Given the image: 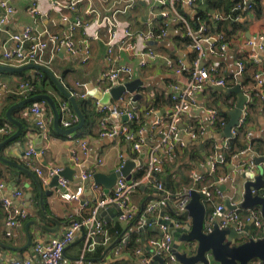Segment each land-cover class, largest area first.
Here are the masks:
<instances>
[{
    "label": "crops",
    "instance_id": "crops-1",
    "mask_svg": "<svg viewBox=\"0 0 264 264\" xmlns=\"http://www.w3.org/2000/svg\"><path fill=\"white\" fill-rule=\"evenodd\" d=\"M31 1L32 0H11V5L13 6L14 11L5 24V31L0 32L1 65L20 66L6 61L2 57L1 51L3 47H9L11 45V42L9 41V35L11 33L21 31L26 25L33 24V20L28 12ZM60 1L66 4H69L70 2V0ZM206 1L207 0H199L195 7H188L182 0H176L175 6L178 11L181 12L182 10L185 14H188L189 17L192 18L195 13V8L205 7ZM36 2L40 10L46 12V16L38 18L34 24L35 29L40 32L43 30L52 32L63 30L68 27L70 21L75 20L77 17L90 20V30H94L97 29V25L95 23L96 16H101L102 14L110 13L112 11H115L117 14L120 33L124 28H130L134 32L149 30L157 31L165 23V19L161 16V11L164 6L154 4L150 1L80 0L72 9L67 5L51 8V4L48 0H36ZM129 3L132 4V6L125 8V5ZM224 5L225 1L220 4L219 7L214 8L212 6L210 8L212 16L214 17L215 15L226 12L224 11ZM261 5L262 8L259 16H255L253 11H247L243 17L240 16L233 19L234 21L240 22L239 26L234 28L229 24H222L218 30L219 32L217 31L212 35L217 36L219 34H225L226 48L223 53H220L217 49L215 50V53H212L210 51V42L208 43L205 41L203 43L204 55L200 59V65L213 69V76L216 78H223L225 84L221 86L213 83H207L205 87L196 94V105L192 107L189 112L183 115L180 124L183 126L181 136L186 143L191 140L188 138L187 132L189 130H193L194 125L201 123L206 127L208 126V109H213L217 112L219 109L223 110V112L227 114V119L229 120L228 112L235 108L237 100L236 96L234 93L219 90L217 87L229 89L237 84L232 79V75L236 69L237 60H242L244 63L243 75H241L239 80L242 89L249 95L250 90L255 89L257 91L255 95L257 96V105L255 108H249V117L247 119L248 134L252 138L264 139V98H261L258 95L259 93L264 96V85L262 87H255L253 77L256 71L264 70V0H261ZM89 10H94V13H89ZM1 13L2 10H0V14ZM214 20L217 19L214 17ZM212 23H214L213 27L215 30L216 21L212 20ZM98 30L100 32V38L89 40L84 39L80 28L73 31L72 42L78 49L76 54L60 50L50 59L49 52L46 51L44 56L45 61L41 63V65L49 68L69 92H71V90L75 87L76 81H83L86 84L91 83L95 88L102 91H105L107 87V82L103 79L102 75L109 67L106 47L103 42L105 29L104 27H101ZM151 41H158L159 44H150L149 40L138 37L136 38V47L138 50H147L151 48L157 51L160 54V57L157 60H153L143 67L138 65L137 57L122 54L120 60L122 63L132 68V79H140L142 81V86H139L137 89V93L141 96L136 99V102H131L130 104L136 117V123L144 129L145 142L139 151H135L132 148L131 143L126 142L119 137H101L99 136L98 131L102 126L99 123L100 121H98L93 127L91 133L79 136L85 137L88 140L89 145V154L86 158H84L82 166L85 170L90 171L93 174L95 172L109 174L116 171L121 161L120 155H122L125 160L141 159L142 161L141 164L135 167L132 171L131 179L133 180L134 174L139 172L140 169L144 170V165L151 148L157 146L162 140L165 130V119L171 106L169 98L171 85L174 82H179L182 85L185 84L188 76L187 70L193 67L196 51L189 45L185 34L179 29L178 24L176 23H172L168 26L166 36ZM214 42L215 41H212L214 48H217L218 43ZM252 54H255V58H252ZM85 57L86 59H84ZM179 66H183L187 70H182L178 73L177 68ZM42 76V71H37L33 68H27L18 72L0 70V119L2 117L1 112L3 107L8 108L17 101L24 99L20 94H18L17 90L19 82L25 80L26 77L32 79L35 78L36 84L39 87L38 90L49 95L54 101H56L57 104L60 105L62 103V95L59 89H57L56 86H53L49 79H43ZM244 79H246V82L242 85L241 81ZM27 97L31 96L28 94ZM129 97L130 95L128 93H124L120 101L113 100L112 103L115 105L116 109H118V107L123 108L124 106L127 108L130 106L128 103ZM91 98L95 100L93 97ZM36 102L40 101L35 100L32 104ZM67 104V112H72L70 108L71 103L68 102ZM30 106L31 105H26L23 109H19V111L16 110L13 112L15 109L12 111V117L19 121L22 125V135L0 149V155L6 157L12 162H15L17 165L32 171L35 175V178H33L27 172L19 169L15 165H10L0 160V182L4 184L3 188L0 189V196H11L14 190L20 189L23 194L15 199L14 203L29 213L28 217L21 223V225L12 230L11 235H7L5 213L0 207V264H11L13 259L26 258H30L32 260V264H40L37 262V258L32 252V245L34 242L60 235L69 220L72 217H79L81 214H84L89 207L94 204L97 195H99L98 192L85 188L84 181L86 180H82L80 178L77 168L71 161L70 150L73 146V137L57 136L50 131L51 126L53 127L54 116L50 106V111H45L47 115H52V120L47 125L46 133L36 126L35 115L29 111ZM244 107L245 109L248 108L247 102ZM98 109L99 107L95 105V110L97 112H99ZM100 113L104 114L103 119L106 127L117 122L127 121L121 115L113 116L110 110ZM77 119L78 118H76V121ZM156 119L161 120L158 131L151 132L149 130L150 125ZM59 124L62 128H64L61 123ZM2 127L6 130H1ZM16 129V125L13 127L12 125L10 126L6 123L3 125L0 124V132L5 134L0 135V142L12 135ZM40 133H42L41 138L38 137ZM211 133L212 131L208 129L206 130L205 135H209ZM23 146L25 147V150L29 146L34 147L35 150L37 147H40L39 150H41V153L34 157L33 161L44 171L42 176H38L33 169L27 166ZM21 147L22 150H19ZM251 155L255 154L247 145V148H244L239 151V153L232 155L231 162L227 163L225 168H219L217 177L224 172L234 170L237 163L251 158ZM207 159L208 158L200 163H197L196 166L191 169L190 177L192 171L200 174L208 172ZM233 164L234 166H232ZM49 166H60L63 169L68 167L69 169L74 170L72 178L70 179L67 177L69 181L68 189L73 190L77 185L82 184L84 189L80 197V201L64 200L59 197L56 187L49 186V182L52 178L46 173V169ZM162 171H164V169H162ZM258 171L259 167L256 170V174ZM161 172L158 174H160L163 179L166 175H162ZM154 178L152 180L153 184L155 181L160 180L155 176ZM235 180L238 191L237 199L238 201H241L240 194L243 189L245 178L242 177V174H240L236 175ZM177 182H179L178 185L180 187L178 186L179 189L176 188L175 192L169 191L166 188L164 191L157 190L152 183L142 182L140 185L132 188L129 193V202L136 213L142 209L144 210L145 206L150 202L160 200V204L156 210L147 215V219H149L151 223L149 227L151 228H144L140 231L138 229L139 221L136 225L132 224L130 221H119L123 224L124 231H126L124 235L127 236L135 231L140 233L139 239L144 247V253H146V251L151 252V247H149L150 239L162 238L164 236V233L160 230V225L157 224V221L158 219H165L166 216L170 219L174 218L170 209L173 208L174 211L177 212L175 199L179 195L180 190L185 186H190L192 188L194 185L198 184H195L192 178L189 184H184L179 179ZM37 183H39L43 191H52L50 195L44 196L43 207L40 204ZM199 184H203L202 186L218 188L217 182L214 178L207 180L206 182L201 181ZM111 189H113V187ZM34 195L38 196V207H36L34 203ZM83 202H87V206L81 208L80 206ZM203 202L206 208V220H208L213 208V203L205 202L204 199ZM254 208H257L260 211L259 207L255 206ZM239 212L244 214L247 212V209L240 208ZM101 217L105 224H108L107 231L110 241L115 235L112 223L116 220L118 221V219L116 214L113 216L108 215V219H105L103 216ZM184 219L187 218L185 217ZM56 227H58L56 230H52ZM155 227L157 229H155ZM246 229L249 230L248 235H252L253 237L263 235V230L253 227L252 225L247 224ZM28 234L31 235V243L29 246L25 247L28 240ZM83 238V231L78 230L75 233L73 241L70 242L64 249L62 260L63 264L77 263V260L82 253ZM109 241L104 245H108ZM115 244L116 243L110 244L104 251L95 257H85L86 260L84 261V264H109L110 261L115 259L131 260L134 261L135 264H140L138 256L134 254V250L131 253L126 250V246L118 255H114L113 249ZM164 255H166L168 259L169 254L165 253ZM153 262V264H159L157 261ZM168 263L180 264L178 261L171 262L169 260Z\"/></svg>",
    "mask_w": 264,
    "mask_h": 264
},
{
    "label": "built area",
    "instance_id": "built-area-1",
    "mask_svg": "<svg viewBox=\"0 0 264 264\" xmlns=\"http://www.w3.org/2000/svg\"><path fill=\"white\" fill-rule=\"evenodd\" d=\"M51 4V8L62 7L67 5L71 9L74 8L75 4L80 0H70L69 4L63 3L60 0H48ZM139 1H150L157 5L164 6L161 11V16L165 19L164 25L157 31H140L134 32L130 28H124L121 33L119 32V21L115 11L110 13L102 14L101 16H96L97 29L90 30V20L84 19L82 17H77L75 20L70 21L67 28L52 32V31H37L35 29V22L38 18L46 16V12L40 10L37 6L36 0H32L28 8L29 15L33 20V24L26 25L21 31L13 32L9 35V41L11 45L9 47L2 48V57L14 64L22 65L26 63H38L41 64L45 61L44 56L46 51L49 52V58L51 59L60 50L67 51L71 54H76L78 49L72 42L73 31L80 28L85 40L100 38L99 28L104 27V45L106 47L107 61L109 63L108 69L102 74L103 79L107 82V87L105 91H108L114 83L122 84L125 81H130L133 76V70L130 66L122 63V54L131 57H137L138 65L140 67L145 66L147 63L157 60L160 54L149 48L147 50H138L136 47V38L142 37L149 41L163 38L166 36L167 28L170 24H178L179 29L185 34L189 39V45L196 51V57L193 61V67L187 70L183 66L177 68V72L187 70V79L185 84H180L179 82H174L171 85L170 91V111L165 119V130L160 143L151 148L148 155L146 163L144 165V171L142 177L135 181L126 180L124 176H119L116 180L113 189L109 192H105L104 188L99 184L92 181L93 173L87 171L83 168V160L89 154L88 140L85 137H73V146L70 150V158L73 165L77 168L78 174L82 180L90 179L92 182L89 185V189L98 192L97 198L93 205L89 209L81 214L79 217H72L62 233L60 235L52 236L46 240L35 241L32 245V252L37 258V262L40 264H63V252L65 247L73 241L75 233L78 230L83 231V247L82 253L77 260L76 264H84L85 256L87 253L93 251L98 245H104L109 241V235L107 227L102 217L100 216L101 211H107L111 207L117 209L116 217L118 221L126 222L130 221L136 215V211L132 208L129 202V193L132 188L140 185L142 182L152 183L154 178V173L161 172L163 169V157H169L175 147H184L186 142L182 139L180 124L183 115L190 111L192 107L196 105V94L202 90L207 83H213L216 85L223 86L225 81L223 78H216L213 75V69L206 68L200 65V59L204 55L203 43L210 42L211 52L215 53V50H219L223 53L226 45L224 41V35L219 34L217 36H212L205 34L206 26L203 22H200L198 27H193L188 22L187 17L180 11L177 10L175 6L176 0H139ZM183 3L188 7H195L199 0H182ZM239 4H242L243 9H250L252 6V0H239ZM132 4H126L125 8L131 7ZM239 5L237 4L236 8ZM0 32L5 31V24L13 13L14 9L11 5V0H0ZM215 15V19H227L232 18L230 12ZM94 10H89V13ZM96 14V13H95ZM239 16H235L232 19H236ZM212 41L218 43V47L214 48ZM214 42V43H215ZM255 58V54L251 55ZM86 59V57L84 58ZM244 71V63L242 60L236 61V69L232 75L234 82L239 83L240 77ZM254 86L262 87L264 85V70L256 71L253 75ZM34 89V85L29 80H23L18 84V94L23 98ZM71 95L79 98H88L90 95L86 90V83L83 81H76L75 87L71 90ZM258 95L264 98L262 94ZM122 99V98H121ZM120 99V100H121ZM132 102V96L128 98V103ZM94 105L99 107V112L110 110L105 105H100L98 100H94ZM46 102L40 100L31 104L29 111L35 115L36 126L42 130L44 133L47 132V125L52 120V115L46 114ZM60 112L62 114L61 125L64 128L71 127L72 122L76 119L73 112H67L68 104L66 101L59 105ZM111 111V110H110ZM114 115H126V122H117L108 127L105 126L104 119L99 120L102 127L99 128L98 134L101 137L115 138L119 137L126 142L131 143L132 148L135 151H139L145 142V132L144 129L139 126L137 129L132 128L128 123L135 118L133 108L130 104L129 107H123L121 109H116L111 111ZM208 114V127L214 124L217 116V111L213 109L207 110ZM247 110H242V115L239 118L238 125L234 126L230 130V135H235L236 127L242 124L246 118ZM161 123L160 119L154 120L150 125V131H158L159 125ZM220 124L224 126L226 121L220 118ZM5 131V128H1ZM206 126L200 125L196 131L189 130L187 132L188 138L191 140L196 139L200 135L206 134ZM228 138L224 136L222 141L214 145V151L208 156V172L209 174H215L220 167L227 164L225 161V156L220 152L221 149L227 147ZM41 153V150L37 151L34 147L29 146L24 155L26 157V164L28 167L33 169V171L38 175L42 176L44 171L36 165L33 158ZM235 155V154H233ZM264 156V155H263ZM251 157V156H250ZM120 164L116 170H119L124 162L125 158L120 155ZM234 166V164L232 165ZM259 166L255 164L253 158H249L245 161L237 163L234 170L229 172H224L215 178L217 183L225 185V190L221 191L219 188H211L209 186H201L197 190L203 195L205 202L213 203V208L210 216L207 220L206 229H211V224L216 222L219 227L225 228L233 226L238 232L249 233L246 229L248 223H251L253 227L260 230H264V220L257 208H248L247 212L241 214L239 212V203L242 201L243 189L241 191V201H238V191L236 187V175L243 174L248 171L253 175H256V170ZM260 167L264 171V163L260 164ZM63 170L60 166H49L46 169V173L49 176H54L59 174ZM264 177V172H263ZM191 178L193 182L200 183L204 180V174L197 173L195 171L191 172ZM155 179V178H154ZM144 180V181H143ZM59 188H57V193L59 197L67 201H80V197L83 192V185H77L73 190L68 189V179L64 176H59L58 178ZM157 190H165L163 183L155 181L153 184ZM4 184L0 182V189H2ZM190 189L191 187H183L179 195L177 196L178 202L176 203L177 213L184 215L182 218L186 222H189L190 217L186 213V204L190 199ZM255 193V192H254ZM259 195L264 196V186L257 192ZM20 189H16L12 192L11 196H0V207L5 213V225L6 234L11 235L12 230L16 229L21 225V223L28 217L29 213L25 209L15 205L14 200L22 195ZM226 201L229 202L231 207H226ZM160 200H154L145 206L144 210L140 214L138 229L146 223L147 215L153 213L159 206ZM87 206V202L81 203V208ZM242 209V208H241ZM165 220H170L169 217H165ZM148 226L151 223H147ZM160 230L164 233L162 238L150 239L149 247H151V254L146 255L141 246L134 249V254L138 256L140 264H151L154 255L163 256L168 253V260L171 262L177 261L176 258L171 253V241L172 236L166 232L168 226L166 224H159ZM178 225V224H177ZM128 237L126 235H121L116 242L113 254L118 255L126 246L128 242ZM11 264H32L30 258L26 259H13ZM260 264V263H256Z\"/></svg>",
    "mask_w": 264,
    "mask_h": 264
},
{
    "label": "water",
    "instance_id": "water-1",
    "mask_svg": "<svg viewBox=\"0 0 264 264\" xmlns=\"http://www.w3.org/2000/svg\"><path fill=\"white\" fill-rule=\"evenodd\" d=\"M212 11V10H211ZM259 43V42H257ZM150 44H159L158 41H150ZM27 68H33L37 71L46 73L50 80L55 84L60 93L65 96L71 103L75 114L77 115V122L71 127L62 128L59 124V111L56 101H54L47 94H38L35 96L27 97L17 101L16 103L9 106L6 110V119L17 126L16 131L0 142V149L14 139L19 138L22 135V125L19 121L12 117V111L24 107L26 104L31 103L35 100H44L51 108L53 112V127L61 134H71L81 128L84 124V117L78 109L76 98L61 84L59 79L52 73V71L44 65L38 63H26L20 66L1 65V71L18 72ZM139 86H142L140 79H132L125 83L114 85L108 91H102L95 88L91 83L86 84V90L88 94L94 99L98 100L100 105L107 106L111 111L114 110L115 105L112 103L113 100L120 101L124 93H128L132 96V102H136V99L141 95L137 93ZM219 90L234 93L236 96V104L233 110H230L229 120L224 125L222 136H229L232 127L238 125L239 118L242 115L245 103L249 101L250 95L245 93L240 83H237L233 87L226 89L223 87H217ZM64 102V99H61ZM114 116V114H113ZM122 117L127 120L126 115ZM180 129L183 126L180 125ZM208 130V126L206 127ZM0 135H5L0 132ZM39 138L42 137V133L39 134ZM24 150L25 147L23 146ZM247 148V145H244ZM40 147H37L38 151ZM22 150V147L19 149ZM256 165L259 166V171L256 175L246 171L242 174L245 178L243 183V194L242 201L239 203V207L242 209H248L252 207H259L260 214L264 220V196L259 195L257 192L264 186L263 168L260 167L261 163H264V156L251 155ZM0 160L4 163L15 165L19 169L27 172L31 177L35 178L32 171L17 165L15 162L10 161L6 157L0 155ZM141 159L131 160L127 159L123 166L116 171L109 174L102 172H95L92 176V181L96 184L103 186L105 192L115 186L116 180L119 176H124L129 182L132 178V171L135 167L141 164ZM74 170L64 168L59 174L52 176L49 182L50 187L59 188L58 178L59 176H66L72 178ZM157 179H160L164 187L170 191L169 177L165 176L163 179L157 172L154 173ZM90 179L84 181L85 188L88 189ZM217 187L221 190H225V185L217 183ZM39 189L40 204L43 207V198L45 195H50L51 190L43 191L42 187L37 183ZM87 191V190H85ZM162 191V190H161ZM255 192V193H254ZM30 196V195H29ZM178 202V198L175 199V203ZM226 207H231L229 202L226 201ZM186 213L190 217V222H186L182 219L172 218L170 220L158 219L157 224H166L168 226L167 231L172 236L171 241V253L180 264H264V230L263 235L259 237H253L248 235L249 233L238 232L233 226L221 228L216 222L211 224V229H206V208L203 202V195L197 190L196 185L190 189V199L186 204ZM117 213L115 207L109 208L107 211H101V216L108 219L109 216H113ZM150 220L146 219V223L139 228L142 231L144 228H151L147 225ZM178 224V225H177ZM251 225V223H248ZM58 227L52 230H56ZM155 229H157L155 227ZM31 243V235L28 234V240L25 247ZM144 243V242H143ZM152 261H157L159 264H164L162 256L154 255Z\"/></svg>",
    "mask_w": 264,
    "mask_h": 264
},
{
    "label": "trees",
    "instance_id": "trees-1",
    "mask_svg": "<svg viewBox=\"0 0 264 264\" xmlns=\"http://www.w3.org/2000/svg\"><path fill=\"white\" fill-rule=\"evenodd\" d=\"M224 1H225L224 11H226L224 13H228L231 9L234 10V11L230 12L232 15V18H234L237 15L239 17L240 16L243 17L247 11H253L255 16H259L260 12H261V8H262L261 0H252V6L250 9H243L244 6L242 4H239V0H207L205 7H203V8L196 7L195 8V13H194L192 18H190L188 14H185L184 11L181 10V12L187 17L190 25H192L193 27H198L199 23L203 22L206 26L205 34L213 35L219 30V28L221 27L222 24H225V25L229 24L234 28L236 26L240 25V22L234 21L232 18H227L225 20H214V17L210 13V8L212 6L214 8L219 7L220 4H222ZM237 4L239 5L238 8H236ZM212 20L216 21V25H215L216 29L215 30L213 27L214 23H212ZM224 41H226L225 34H224ZM187 42H189L188 38H187ZM42 75H43L42 76L43 79L44 78L49 79L51 84L53 86H55V84L52 82V80H50L49 76L46 73L42 72ZM25 80H29L34 85V89L29 93V96H32V95H35L38 93H43L40 90H38L39 87L36 84L35 78L32 79V78L26 77ZM245 82H246V79L242 80L241 84L244 85ZM256 93H257V91L255 89L250 90L251 97H250L249 101H247L248 108L246 109L247 110L246 118L242 124H240L239 126L236 127L235 135L227 136V138H228L227 147L224 149H221L222 151H220L225 156V161L227 163L231 162V157L233 154L239 153V151L244 149L243 147L245 144L248 145L250 150L255 155H258V156L264 155V139L252 138L248 134L247 119L249 117V108H255V106L257 105V103H256V100H257L256 97L257 96H255ZM19 98H22V97H19ZM62 99H64V101L69 102V100L63 95H62ZM37 101H40V100H37ZM76 102H77V106H78L79 111L81 112V114L84 117L83 126L81 128H79L77 131L71 133L70 135L61 134V133L57 132L51 126L50 131L53 134H55L57 136H61V137H70V136H72V137L77 136L78 137V136H81V135L86 134V133H91L95 124L99 120L104 118L103 113L97 112L95 110L94 100L91 97H88V98L76 97ZM31 104H32V102L28 103L26 105H31ZM24 107L15 109L13 112H15L16 110L19 111V109H23ZM57 107H58V111H59V123H60L61 118H62V114L60 112L59 104H57ZM70 108H71V110L75 116L76 114H75L71 104H70ZM118 109H121V108L118 107ZM6 110H7V107L2 108V112H1L2 117L0 119V124L3 125L4 123H6V124H8L10 126L12 125L14 127V124L9 122L5 117L4 113ZM46 110H47V112L50 111L49 105L47 103H46ZM217 116L219 118L216 119L214 124H211L209 126V130L212 131L211 134L204 135V136L200 135L196 139L190 140L189 142H187L184 147H175L173 153L169 157H163V169H164V171H162L161 174L169 176V181H170V184L172 186V190H171V186H170V191L175 192L176 188L179 189L180 186L178 185L179 182H177L178 179L184 184H189L191 181V177H190L191 169L194 166H196L197 163H200L201 161H204L206 158H208V156L210 154H212L214 151V145L216 143H219L222 141V139L224 137V136H222L224 126H222L220 124V118L224 119V121H226V122L228 119H227V114L224 113L223 110H221V109L218 110ZM76 118H77V115H76ZM76 122L77 121L75 119L72 122L71 126H73V124H76ZM128 124L132 128H135V129H137L139 127V125L136 123V117L132 121H129ZM200 125H201V123L194 125L193 130L196 131ZM222 167L225 168V165ZM143 171H144L143 169H140L139 172L134 174L133 180H135V181L139 180L141 178V176L143 175ZM217 175H218V171L215 174L205 173L204 174V180L202 182H206L207 180H211L213 178L215 179L217 177ZM202 185L203 184H199V183L196 184V186L198 188H201ZM186 187H190V186H186ZM211 188L212 187H210V189ZM34 199H35L34 203H35L36 207H38L39 206L38 196L34 195ZM170 210H171L172 216L174 218L182 219L184 217L183 214L175 212L173 208H171ZM141 211H138L136 213V215L134 216V218L130 220V222H132V224L136 225V223H138L140 214L142 213ZM112 224L114 226L113 230H115V235L109 241L108 245H101V244L98 245L93 250V252L91 251V253L89 252L86 254V256H85L86 258H89V257L91 258V257L97 256L102 251H104L110 244L116 243V239L118 241L120 236L124 235V233H126V231H124L123 224L120 223L119 221L116 220ZM107 225L108 224H106V227H107ZM127 237H128L127 238L128 242L126 244V250H128L132 253V251L137 246H141L142 249H144V247L142 246L141 241L139 239V237H140L139 232H137V231L132 232L131 234H128ZM145 254L149 255V254H151V252L146 251ZM162 257L164 259V264H169L166 255H163ZM153 263L154 262H152L151 264H153ZM109 264H135V263H134V261H131V260L115 259L113 261H110Z\"/></svg>",
    "mask_w": 264,
    "mask_h": 264
}]
</instances>
